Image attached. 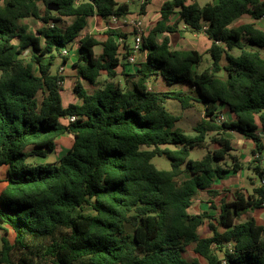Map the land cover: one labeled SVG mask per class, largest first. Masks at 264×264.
<instances>
[{
	"label": "clouds",
	"instance_id": "obj_1",
	"mask_svg": "<svg viewBox=\"0 0 264 264\" xmlns=\"http://www.w3.org/2000/svg\"><path fill=\"white\" fill-rule=\"evenodd\" d=\"M13 4L15 7H10ZM122 4H127V10L118 13ZM0 18L13 25L11 35H0V94H6L10 84L22 80L26 73L36 81L29 98L21 101L8 96L12 111L25 121L23 132H17L15 124L8 132L0 119V171L14 173L9 179L26 203L3 200L7 182L0 185V203L9 211L28 208L33 215L25 216L24 223L42 237L33 240L28 233L22 234L24 244L34 253L27 256L23 247L12 243L16 235L10 236L6 246L9 264H19L23 257L34 264H55L62 249L84 240L92 242L90 246L96 250L115 252V264H160L161 259L168 264L171 252L187 251L193 245L201 253L198 264H264V231H260L264 229V119H260L264 106L250 113L254 132L244 125L239 129L223 127L236 123L252 99L241 81L229 79L239 66L228 57L240 60L251 53L264 59V0H0ZM53 18L61 23H54ZM123 25H134L136 35H131L132 27ZM173 27L171 33L166 30ZM38 31L62 37L57 41L60 46L49 51L48 41L35 37ZM104 32L129 36V40L116 41L120 64L115 68H109L112 61L106 56L101 59V53L108 51L102 45L111 39L102 36ZM181 34L189 39H182ZM142 36L159 46L154 53L147 49L139 52ZM30 38L40 40L43 59L34 52ZM82 40L98 41L92 45L96 67L90 66L88 52L81 51ZM130 41L135 44L125 60L128 53L123 46ZM165 46L177 54L169 63L160 62ZM192 51L199 54L196 63L184 59ZM152 55L157 59L150 60ZM261 77L264 69H259L251 82L259 85ZM256 91L259 102L264 87ZM3 99L0 96V105ZM57 100L65 115L57 112L53 118L51 106ZM68 103L73 107L68 108ZM97 103L106 105V117L95 111ZM77 121L96 126V134L88 138L92 141L90 164L74 185L75 195L64 204L65 211L57 215L51 211V202L61 201L58 185L67 191L71 178L64 168L70 159L67 153L73 149L52 151L51 145L38 148L37 144L66 139L73 133L62 125ZM33 136L37 138L31 139ZM169 149L175 156L167 154ZM161 165L166 172L159 171ZM113 182H118L126 195L118 197L114 212L102 215L96 191L112 189ZM249 197L251 208L235 209L236 216L226 215L227 204L238 198L248 201ZM174 203L187 205L190 215L197 217L185 221L190 229L187 235L175 227L178 215ZM149 207L159 229L149 230L141 243L137 230L142 220L148 228L145 217ZM80 217L103 221V226L80 234ZM0 221V228H11L4 217L0 216ZM253 227L257 231H249ZM41 247L45 254L37 260ZM161 250L162 257H157ZM71 259L72 264H87L88 257Z\"/></svg>",
	"mask_w": 264,
	"mask_h": 264
},
{
	"label": "trees",
	"instance_id": "obj_2",
	"mask_svg": "<svg viewBox=\"0 0 264 264\" xmlns=\"http://www.w3.org/2000/svg\"><path fill=\"white\" fill-rule=\"evenodd\" d=\"M112 2H115V0H112ZM207 6V5H206ZM10 7H15V5H10ZM49 6V10H50ZM59 7V6H57ZM127 10V4H122L120 9H117V12H123ZM51 11V10H50ZM35 15V13H33ZM48 21H43V23L47 24ZM53 22L56 24H60L61 22L59 20H55L53 18ZM187 23V21H185ZM0 26L3 27V32H0V35H3L5 33L11 35L13 30V25L10 20L0 18ZM169 33L175 31V27L166 29ZM21 32L24 31V29H20ZM35 37H44L45 40L48 41L50 48L48 49L51 51V47H59L60 45L57 44V41L62 39V37L58 35H53L51 32L46 33L45 31H38L35 34ZM105 37H111V39L107 42H105L102 47H107V52L101 53V59H103L105 56L112 61V63L109 65V68H115L117 65L120 64V59H118L115 55V50L119 45H117L116 41L120 38H123L124 40H127V35L123 36H117L114 32H106ZM238 38V35L237 37ZM165 41L167 42V38H165ZM81 43L84 45V47L81 49V51H87L89 57H91V67H96V53L94 49L92 48L93 44L98 43V41L95 40H82ZM30 44L34 46V52L37 54L42 53V49L40 48V40L37 38H30ZM251 46V45H250ZM145 49L155 52L156 48L159 47L158 45H155L153 43H149L146 41L144 42ZM124 49L126 50V53L130 54L129 47L125 46ZM19 55V53H17ZM177 54L170 52L167 47L162 50L161 52V63H169V61L173 58H175ZM128 55H125V59ZM197 59H193V58ZM199 54L196 51H192L186 56H184L185 60H192L193 63L198 62ZM40 59H43V55L41 54L39 56ZM150 60H155L157 57L155 55H152L149 57ZM228 60L231 61L233 64L239 66V71L233 70V75L229 77V79H237L241 81V87L245 88L247 90V94L252 97V99L248 100L247 109L245 112H241L238 116L237 122L233 124H227L223 127L226 129H239L241 125H244L247 129L251 131H255V124L252 121V117L250 113L252 111H258L262 106H264V98L259 99V102H257V87H264V77L260 78V84L254 85L252 81V76L257 74V71L259 69H264V59H261L259 56H255L251 53H245L240 60H233L232 57H228ZM67 61L65 60L63 62V65L66 64ZM74 67H76L74 65ZM31 66H29V72H30ZM49 68H52V65H49ZM43 75V73H42ZM127 76L128 74L125 73ZM52 79H55V76L53 75L51 77ZM201 80L203 77L200 78ZM211 83L210 81L208 82ZM45 89H49V84L44 85ZM224 85H221V88H223ZM36 88V81L35 78L30 75L29 73L25 74V77L20 80L19 82H13L10 84L8 89L6 90V94H0V96H3V104L0 105V119L4 121V127L8 129V132L12 131V126L18 125V128L16 129L17 132H23L25 127V121L20 118V116L12 111L13 105L8 98L10 96L11 98H14L16 100H23L25 98H29L34 94ZM63 91V90H61ZM201 91H204V85H201ZM211 99V97H209ZM227 102V101H225ZM61 102L60 100H57L54 105L51 106V112L53 114V118L55 117V114L57 112L60 113V115H65L64 110L60 106ZM68 108H72V104H69L67 106ZM106 107V105H105ZM105 107H102L100 103H97L95 106V111L101 116L106 117L107 113L105 111ZM91 119L93 121L96 120V116H92ZM260 119H264V117H261ZM63 127H70L73 134H70L74 140L73 146L71 149L72 151H69L67 153V156L70 157V159L67 160L65 164V172L67 175L71 178L69 183L67 184V191H63L64 185H58V188L62 192V198L61 201L56 202L53 200L51 211L55 212L57 215L62 214L65 211L64 204L68 202L69 197H73L75 195L76 189L74 188V185L79 183V177L81 172H83L90 164V160L88 159L89 153H90V145L92 143L91 140H89V137H92L96 134V126L95 124H84L83 121H77L75 125L73 124H66L62 125ZM167 127V125H165ZM137 131H141L138 129ZM143 131L151 132L150 129H144ZM51 135V133H50ZM37 137L33 136L31 139L35 140ZM5 141L8 144H11V140L9 139L8 135L4 136ZM183 139L188 140L189 137H184ZM215 143H220L219 141H214ZM49 145L52 146V151H55L58 146V140H56L54 143L50 140L45 141L44 143L37 144L38 148H47ZM228 142L224 141V146H227ZM173 147H175V142L173 143ZM228 150L230 151V147H228ZM168 155L175 156V153L169 149ZM220 160H223V155L218 153L217 154ZM190 164L194 165L195 161H190ZM58 171V170H57ZM161 173L166 172V170H159ZM14 173L12 171L6 170V182L7 187L5 188L4 192L2 193L3 200L4 201H12L18 205H23L24 202L22 199V194L19 190V188L12 183V181L9 179V177L13 176ZM105 183H108L107 181ZM25 188L28 186L25 185ZM13 189H16V191H13ZM196 189L200 190V185L196 186ZM115 193V196H112L111 194ZM96 194L100 197V200L97 201V205L99 207V210L102 215H110L112 212L115 211V207L119 206L118 203V197L126 195L125 191H122L120 188V185L118 182H113V187L110 190L100 189L96 191ZM106 197H111L110 199L105 200ZM186 198V197H185ZM251 200V197H249L248 201L243 200L242 198H238L237 201L227 204L225 206V213L228 216H236L237 212L234 211L235 209H238L240 211H243L245 208H251L252 204L249 202ZM173 208L176 209L178 218L175 220V227L178 232L187 235L189 232V226L185 222L187 220H195L197 217L190 215L191 210L188 209L187 205L181 206L179 203H174L172 205ZM257 209H259V205H257ZM149 215L145 217V220L149 222L148 228H145L144 221H141V226L137 230V236L142 243L144 240L148 237V232L151 230L152 232H155L159 229V225L156 223V217L151 214L153 211V208L149 207L148 209ZM33 213L29 211L26 207H19L15 211H9V208L4 204L0 203V216L4 217L5 220L11 225V228L8 230H5L3 228H0L5 233V236L2 237V245L0 246V257H3V259H0V264H9V257L7 255V247L10 245L9 238L7 234L10 232L12 234H15L17 239L12 241V243H16L19 247H23L25 251L27 252V256H32L34 253L29 251V245L24 244L23 240L21 239V236L23 233H28L32 236L33 240H39L42 239V237L39 236V234H33L29 231V225L24 223L25 216L31 217ZM52 223H54L53 218H49ZM223 219V217L221 218ZM80 220L82 221L80 224L77 225V228L80 230V234H84L89 230H92L96 227H102L103 221H90L89 218L80 217ZM3 221H0L2 223ZM52 223L49 224V229L52 227ZM77 229H74V232H76ZM249 231L255 232L257 229L255 227L250 228ZM260 231H264V229H260ZM194 239V237H193ZM92 242L90 241H80L75 246H70L66 249H62L56 257L55 264H72V257L80 255H84L88 257L87 264H115V261L118 259V256L115 255V252L110 254L107 251H104L103 249L96 250L94 247L90 246ZM190 248V247H189ZM186 251L184 248H180L177 251H173L168 256V264H185V261H188V264H198V260H189L186 258V254L189 251ZM164 250H161L160 252L156 253L157 257H162ZM194 251L196 254L201 255L198 248L194 246ZM40 255H37V260L43 256L44 249L41 247L39 248ZM19 264H34L33 261L29 260L27 257L21 258ZM136 264H144V262H136ZM160 264H166V262L161 259ZM231 264V262H230Z\"/></svg>",
	"mask_w": 264,
	"mask_h": 264
},
{
	"label": "rangeland",
	"instance_id": "obj_3",
	"mask_svg": "<svg viewBox=\"0 0 264 264\" xmlns=\"http://www.w3.org/2000/svg\"><path fill=\"white\" fill-rule=\"evenodd\" d=\"M99 27V25H97ZM102 36H104V33L101 34ZM181 36H183V34H181ZM185 38L189 39V37L184 36ZM132 46L135 44V41H130L129 42ZM62 67L64 66L63 64L61 65ZM73 70H75V67L73 66ZM73 94H75V90L73 91ZM71 99V97H65L66 101H69ZM71 103H68L66 106H68ZM72 138V137H71ZM57 149H60L59 147ZM159 170H166L165 168H163V166L161 165ZM6 182V170L5 171H0V185H3ZM0 232H2V236H0V246L2 245V237L5 236V233L0 230ZM13 234L10 232L9 234H7L8 238L10 236H12ZM200 255L196 254L194 251V245L191 246L189 248L188 253L186 254V258H188L189 260H197V258Z\"/></svg>",
	"mask_w": 264,
	"mask_h": 264
},
{
	"label": "crops",
	"instance_id": "obj_4",
	"mask_svg": "<svg viewBox=\"0 0 264 264\" xmlns=\"http://www.w3.org/2000/svg\"><path fill=\"white\" fill-rule=\"evenodd\" d=\"M105 33L106 32H104V36H105ZM131 35H133V33H131ZM127 37H128L127 40H129V36L128 35H127ZM181 38L187 40V38H185L184 36H181ZM125 46H128L129 48L132 47V45L130 43L125 44ZM124 52L126 53V51H124ZM123 59H125V56L123 57ZM73 143H74L73 138H71V136H68L66 139L58 140V146H57V148L59 147L60 149H71L72 146H73Z\"/></svg>",
	"mask_w": 264,
	"mask_h": 264
},
{
	"label": "built area",
	"instance_id": "obj_5",
	"mask_svg": "<svg viewBox=\"0 0 264 264\" xmlns=\"http://www.w3.org/2000/svg\"><path fill=\"white\" fill-rule=\"evenodd\" d=\"M129 27H132L133 28V35H136V32H135V26L134 25H123V28H125V29H127V28H129ZM120 39H122V40H124L123 38H120ZM144 42H145V37H141V39H140V44H141V48L139 49V52L140 53H142L144 50H146L143 46H144ZM124 47H125V45L123 46V50L124 51H126L125 49H124ZM129 56H130V54H128V56H127V58H126V60L127 59H129Z\"/></svg>",
	"mask_w": 264,
	"mask_h": 264
},
{
	"label": "water",
	"instance_id": "obj_6",
	"mask_svg": "<svg viewBox=\"0 0 264 264\" xmlns=\"http://www.w3.org/2000/svg\"><path fill=\"white\" fill-rule=\"evenodd\" d=\"M50 10H53V9L50 7Z\"/></svg>",
	"mask_w": 264,
	"mask_h": 264
}]
</instances>
